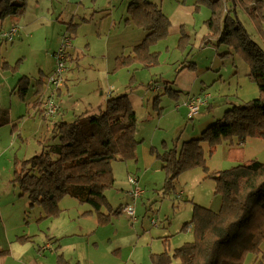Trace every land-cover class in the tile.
I'll return each instance as SVG.
<instances>
[{"label": "rangeland", "instance_id": "rangeland-1", "mask_svg": "<svg viewBox=\"0 0 264 264\" xmlns=\"http://www.w3.org/2000/svg\"><path fill=\"white\" fill-rule=\"evenodd\" d=\"M81 1L84 11L92 8L95 13L73 23L67 17L50 27L21 29L13 42H0V108L7 113V122L0 126V250L7 253L0 255V264H152L154 253H171L193 241L192 225L183 226L191 220L194 204L220 209L222 197L215 193L211 172L264 161V140L258 137L243 143L235 136L226 138L213 150L203 142L207 168L187 169L173 180L174 187H164L166 176L156 153L200 136L227 108L257 97L258 87L247 74L249 65L217 40L207 25L211 9L200 4L195 10L196 0H150L170 20L167 35L146 48V53L156 54L150 65L134 53L143 33L129 18L131 0ZM221 2L230 5L229 0ZM66 10L71 12L69 6ZM237 15L264 48L248 15L240 8ZM64 35L71 36L73 47L67 52L73 59L66 53L57 87L51 77ZM119 56L126 60L124 65L117 66ZM173 82L180 92L172 90ZM204 90L212 105L202 107L195 118L187 119L183 107L175 109L184 97ZM111 94H126L131 102L139 143L135 159L112 162L115 182L105 191V201L112 210L132 206L133 217L103 208L110 216L99 224L96 214H84L90 206L71 196L59 200L57 215L45 216L41 204H29L17 172L26 159L58 143L55 121L91 115L97 111L91 108H104ZM50 97L60 108L46 117L40 105ZM128 177L137 179L142 190L136 200L129 198ZM16 243L25 248L15 253ZM243 264H264V239Z\"/></svg>", "mask_w": 264, "mask_h": 264}, {"label": "trees", "instance_id": "trees-1", "mask_svg": "<svg viewBox=\"0 0 264 264\" xmlns=\"http://www.w3.org/2000/svg\"><path fill=\"white\" fill-rule=\"evenodd\" d=\"M221 1L196 0L195 10L200 4L211 9L208 27L218 41L245 58L248 76L256 83L259 95L227 108L200 136L157 152L166 188L174 187L173 180L187 169L207 168L203 142L213 150L223 139L233 136L240 143L248 137L264 140V48L247 33L237 15V8L248 15L264 43V0H229V6ZM26 8L27 0H0V21L20 17ZM128 11L130 20L145 32L134 46V53L145 65L153 64L156 54L146 53V48L167 35L170 20L150 0H131ZM125 63L123 56L117 58V66ZM0 112L1 126L7 122V113L1 108ZM135 123L136 113L126 94L110 96L105 107L91 115L54 122L58 143L26 159L17 172L29 204L38 202L45 216H55L60 212L59 200L71 196L88 204L90 209L84 214H96L99 224L109 220L110 214L106 215L103 208L119 214L122 205L112 210L105 201V191L115 182L112 162L135 159L139 143ZM209 176L215 180V193L222 197L220 209L213 211L194 204L191 220L183 226L192 225L193 241L184 242L171 253H154L152 264H243L246 255L259 251L264 239V161L249 160ZM3 253L7 250H0V255Z\"/></svg>", "mask_w": 264, "mask_h": 264}, {"label": "crops", "instance_id": "crops-1", "mask_svg": "<svg viewBox=\"0 0 264 264\" xmlns=\"http://www.w3.org/2000/svg\"><path fill=\"white\" fill-rule=\"evenodd\" d=\"M80 2H82V1L81 0H27L26 12L23 14L22 17H20V18L19 17H7V18L1 20L0 24L4 27L5 26L4 22H6V25H8V26H6L4 28H8L11 25L18 24L20 26V30H19L18 34L16 35V37H15V39H16V38H18L20 36L21 29L24 30V32H30V31H33V30L39 28V27H45V26H49L50 27L52 25L58 24L60 22V20L66 19L67 17H68L69 21L71 23H73L74 19H76V21L81 20V19L84 20L89 15H92V13L93 14L95 13L94 9L92 10V8H89V9H87V11H84V7L82 6V3H80ZM68 6L71 8V12H68L66 10ZM263 12H264V8H263ZM63 15H64L65 18H62ZM103 16H105V14H101V17H103ZM142 33H143V35H142L141 41H142V39L144 38V35H145L144 30H142ZM141 41H139V42H141ZM72 47H73V45H70L68 47V50L71 49ZM67 55H69L70 59H73V56L71 55L70 51L67 52ZM173 84L176 86V89H172V90L180 92L181 88L178 86V90H177V85L174 82H173ZM179 85L182 87V83L179 84ZM110 96H113V95L111 94ZM178 96L179 95H177V97ZM187 98H188V96L184 97V99L181 102L182 105H176L175 106L176 110L181 109V107L184 108L185 117H187V115H186L187 109L183 105V103L185 102V100ZM211 105H212L211 102L208 100V103L206 105L202 106V107H205V106L206 107H210ZM40 106H39V109H40ZM91 109L97 110L98 107H97V109L96 108H91ZM40 110H42V107H41ZM196 116H194L193 118H195ZM193 118H191V119H193ZM187 119H189V118H187ZM57 121H59V120H57ZM194 137H197V136H194ZM189 138H192V137H189ZM127 183L130 186L128 179H127ZM129 190H127L129 198H131L133 200H136L130 195V191ZM123 206H125V205H123ZM122 212H123V210L121 208V211L119 213H122ZM13 246L19 247V249H16L14 251L15 253H17L18 251H21L20 249H24L25 248L24 247L25 245H20L18 243L14 244ZM13 246H12V248H13ZM122 248H126V247H122Z\"/></svg>", "mask_w": 264, "mask_h": 264}, {"label": "built area", "instance_id": "built-area-1", "mask_svg": "<svg viewBox=\"0 0 264 264\" xmlns=\"http://www.w3.org/2000/svg\"><path fill=\"white\" fill-rule=\"evenodd\" d=\"M20 30V26L15 24L11 25L8 28H4L0 24V42H13L16 35L18 34ZM71 45V37L69 35H64L62 38V42L60 45L59 50L56 52L57 56V68L55 69V72L53 76L51 77V82L54 83L57 87L61 84V74L64 69V59L66 56V51L68 47ZM210 98V94L208 92H202L197 95H193L185 100L183 105L186 107V115L187 118L191 119L194 116H196L201 107L206 105L208 103V100ZM42 106V113L46 117H52L59 111V105H57L53 100L52 97L48 98L47 100H43ZM128 181L130 184V195L136 199L139 197L142 193V190L137 187V179L128 177ZM123 212L128 214L130 217H133L134 214V208L130 205H125L122 208ZM151 223L156 225L155 220H151Z\"/></svg>", "mask_w": 264, "mask_h": 264}]
</instances>
